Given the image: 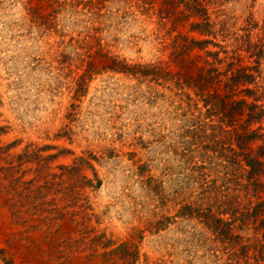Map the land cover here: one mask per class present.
<instances>
[{
  "label": "rangeland",
  "instance_id": "rangeland-1",
  "mask_svg": "<svg viewBox=\"0 0 264 264\" xmlns=\"http://www.w3.org/2000/svg\"><path fill=\"white\" fill-rule=\"evenodd\" d=\"M0 264H264V0H0Z\"/></svg>",
  "mask_w": 264,
  "mask_h": 264
}]
</instances>
